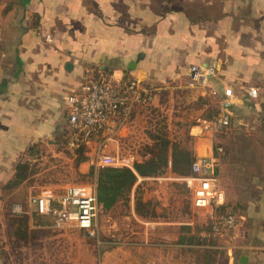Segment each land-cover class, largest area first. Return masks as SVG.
<instances>
[{
	"label": "crops",
	"instance_id": "0c3cea01",
	"mask_svg": "<svg viewBox=\"0 0 264 264\" xmlns=\"http://www.w3.org/2000/svg\"><path fill=\"white\" fill-rule=\"evenodd\" d=\"M193 66L216 68L207 88L188 87ZM98 72L122 82L137 80L153 100L133 106L115 137L85 147L87 160L78 171L90 174L94 153L103 145L105 153L120 159L133 155L135 163L148 161V153L140 159L138 153L121 152L136 145L128 138L143 132L140 124L169 139L175 125L185 122L190 135L201 136L194 158L209 154L218 159L215 174L226 195L222 209L236 216L238 228L236 239L227 244L209 240L208 225L196 230L192 224L139 216L135 193L141 187L143 203L160 206L181 201L175 181L191 193V168L186 175L173 171L171 147L166 178H160L164 173L136 174L137 181L116 205L127 199L122 220L108 213L116 206L107 212L99 204L104 223L97 224L99 240L90 239L103 250L97 262L264 264V0H0V192L19 164L32 167L39 156L49 155L59 164L62 152L68 153L63 154L68 162L76 157L77 149L69 145L67 98ZM250 87L258 89L256 99L248 97ZM226 89L235 94L231 121L216 131L213 122ZM220 140L223 147L228 143V162L218 153L220 147L214 149ZM133 166L112 167L135 171ZM86 185L96 190L95 184ZM5 210L0 205V264H92L93 255L75 251L68 231L29 218L24 232L9 223L11 211ZM34 230L45 232L34 237ZM59 237L67 244L64 251Z\"/></svg>",
	"mask_w": 264,
	"mask_h": 264
},
{
	"label": "built area",
	"instance_id": "2783aa9c",
	"mask_svg": "<svg viewBox=\"0 0 264 264\" xmlns=\"http://www.w3.org/2000/svg\"><path fill=\"white\" fill-rule=\"evenodd\" d=\"M217 76L216 68L193 66L189 75L188 87L207 88L212 78ZM211 95L217 96L215 89ZM247 95L251 99L258 97V89L250 87ZM219 101V113L213 127L221 131L230 125V104L235 97L233 90L226 89ZM153 100L151 92L142 89L137 80L118 81L98 72L95 79L84 80L77 91L68 96L70 105L69 124L72 130L69 145L78 149L88 147L93 140L115 137L130 119L135 105H147ZM136 157L120 159L104 152V145L94 153L92 163L98 168H108L118 163L124 166L135 164ZM218 159L213 156H198L192 162L191 175L187 185L191 191L193 208L207 213L210 240L230 244L237 237L238 221L235 215L223 212L226 195L215 174ZM99 203L96 190L91 185L76 184L68 186L62 195L49 193L33 195L29 198L28 208L32 214L49 219L55 229L74 226L83 231L89 239L99 240L97 217ZM20 213L21 208L17 207Z\"/></svg>",
	"mask_w": 264,
	"mask_h": 264
},
{
	"label": "rangeland",
	"instance_id": "374dc122",
	"mask_svg": "<svg viewBox=\"0 0 264 264\" xmlns=\"http://www.w3.org/2000/svg\"><path fill=\"white\" fill-rule=\"evenodd\" d=\"M217 116V115H216ZM187 123V122H186ZM185 126L175 125L174 129H172L171 133L168 134L169 139L172 141L173 144L177 145L180 149L187 151L193 155H197L198 150L196 147L200 146L201 136L200 134L196 135H190L189 134V128L188 124L183 123ZM141 129L143 127V132L141 134H137V138L130 136L128 139L134 140L136 145H126L121 149L122 153H138V156L140 159H143L148 152H150L155 144V138L158 135H162L159 133V131H155L156 129H151L150 125H147L146 123L140 124ZM145 133V135H143ZM154 133V134H152ZM224 134H221L220 136H223ZM156 136V137H155ZM153 141L150 138H153ZM149 139V140H148ZM206 139V138H205ZM204 140V139H203ZM209 140V139H208ZM129 143V142H126ZM125 143V144H126ZM124 144V145H125ZM131 144V143H129ZM129 146V148L127 147ZM132 146H136L135 148ZM218 148V153L222 152L223 159L228 162L229 159V152H228V143L223 147V144L220 140V145H214V149L216 150ZM134 148V149H132ZM223 150H222V149ZM201 152H205L204 148H200ZM61 154V153H59ZM63 154H68L67 152H62V155L59 156L58 159H60L59 164L54 156V158H49L47 156L46 158H43L39 156V160H36L34 162L33 166L31 167L32 175L30 178L24 182L21 186L14 190H10L7 188H3L0 192V205L6 208V214H8L7 211H11L8 215L9 217V223L11 225L19 224L20 227H23L24 232L26 231L25 225L28 222H24L21 220L23 217L32 218L34 220V223L36 224H49L50 220L45 218H38L35 217L28 208V201L29 198L33 195L37 194H43V193H49L54 196H60L64 192V190L70 186V185H76V184H95L94 178L92 176L88 175H82L78 171V154L76 153V157H71V161H67L66 157ZM202 155V154H201ZM203 156H210L209 154H205ZM65 157V158H63ZM65 159V160H61ZM94 167V166H93ZM169 169V168H168ZM167 169V170H168ZM166 170V172H167ZM165 175L160 176V178H166ZM159 177V176H158ZM174 190L178 197L181 199L179 202L177 199H175L173 202H165L164 206H160L157 203H154L152 201L148 203H143L141 194L144 195L146 192L141 187V193L139 190L135 193V199H136V212L139 214V216H142L146 220H154V218L160 217V220H165L166 222L172 221L177 223H184V224H192L194 225L196 230H198L199 227L203 226L207 227L208 225V219H207V213L198 211L192 206L191 198L192 195L189 193L188 190L184 187L183 184L180 182H173ZM146 190H148V187L145 183ZM143 190V191H142ZM126 198L123 201L124 203L116 206L113 208L112 211H107L110 214H114L113 217L118 219L119 221L122 220L121 216L124 217L126 214ZM141 200V201H140ZM179 202V203H178ZM177 205V209H175V206ZM17 207L21 208V212L18 213L15 211ZM107 212L105 214H107ZM7 216V215H6ZM6 218V217H5ZM29 221V220H28ZM14 223V224H13ZM104 223V217L103 215L99 214L97 224H103ZM50 226V224H49ZM59 230L60 233H64L68 231V233L71 236L72 241L74 242L75 251L78 249H84L85 252L90 253L92 256V264H99L98 262L101 261V253L103 250H99L96 245H94L93 241H91L84 232L80 231L77 227H66L64 229H56ZM29 230H27L28 232ZM41 232H45L44 230H34L33 235L37 236ZM59 233V234H60ZM191 234V233H190ZM58 236V234H53ZM200 237V236H199ZM64 239V238H63ZM62 240L59 237L58 243H60ZM64 241V240H63ZM62 243V242H61ZM62 249L63 251L66 249V242L62 243ZM58 250H60V246L58 247ZM70 250V247H69ZM83 251V250H82ZM192 252V251H191ZM96 256V257H95ZM100 258H99V257ZM83 261V259L81 258ZM98 261V262H97ZM77 264V263H76Z\"/></svg>",
	"mask_w": 264,
	"mask_h": 264
},
{
	"label": "trees",
	"instance_id": "16d2710c",
	"mask_svg": "<svg viewBox=\"0 0 264 264\" xmlns=\"http://www.w3.org/2000/svg\"><path fill=\"white\" fill-rule=\"evenodd\" d=\"M172 147V169L180 175H186L190 171L193 154L180 150L165 136L160 135L155 138V144L150 152L151 158L142 163H135L133 168H91L90 176L95 180L96 195L98 203L104 211H109L115 207L118 202L124 198L125 193L130 190L137 181L136 174L144 177L159 176L165 172L169 165V151ZM85 147L80 146L76 153L78 154L77 163L80 164L87 160ZM32 175L31 167L28 164H19L16 167L15 177L5 186V188L14 190L26 182ZM223 211V209H222ZM225 212V211H223ZM35 217L39 216L33 214ZM21 220L28 222V217Z\"/></svg>",
	"mask_w": 264,
	"mask_h": 264
}]
</instances>
